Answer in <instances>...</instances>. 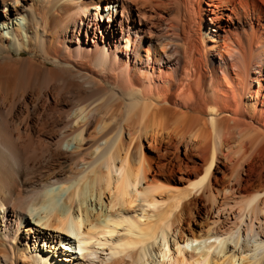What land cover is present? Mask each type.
<instances>
[{"label": "bare ground", "instance_id": "obj_1", "mask_svg": "<svg viewBox=\"0 0 264 264\" xmlns=\"http://www.w3.org/2000/svg\"><path fill=\"white\" fill-rule=\"evenodd\" d=\"M261 195L264 0H0V264H241L184 222Z\"/></svg>", "mask_w": 264, "mask_h": 264}, {"label": "rangeland", "instance_id": "obj_2", "mask_svg": "<svg viewBox=\"0 0 264 264\" xmlns=\"http://www.w3.org/2000/svg\"><path fill=\"white\" fill-rule=\"evenodd\" d=\"M15 56H18V54H15ZM50 63H53L52 60L49 61ZM257 87V82L255 84ZM263 195V194H262ZM260 197H263V196ZM238 197V195H236ZM232 199V200H231ZM236 198H228L225 201H229L230 204H233ZM264 199V197H263ZM204 201H200V204L197 205V208H201V204ZM229 204V206H231ZM229 206L227 205L226 210L223 211V213L220 211L218 212V209L213 207V211L210 213L205 212L202 208H198L194 210V214L192 213L191 216H188L185 219L184 222V228L186 229V232H189V230H195L197 232H205L209 228L212 230L223 232L221 235L227 236L230 233H232V237L235 238V242L232 241L229 250L227 251V255L236 254L237 261L241 260V258L238 259L239 255L249 256L248 259L243 261L241 264H249L250 260L253 259V261H256L258 257L260 258L262 256L260 264H264V254L257 252L254 254L252 252V249H244L247 243L254 241L262 242L264 243V210L259 212L260 220H258L254 215H251L247 209L245 210L242 219L239 221V223L235 224L234 222L237 221L239 217V209L238 206L232 208V210H229ZM264 206V204H262ZM231 209V208H230ZM242 211H240L241 213ZM173 230H171L172 232ZM225 232V233H224ZM175 235V234H174ZM173 239V236H172ZM153 246V247H152ZM150 251H148V254L146 255L147 261L145 264H155L159 263V259H162V256L158 257L157 247L158 244L150 245ZM101 254V253H100ZM254 254V255H253ZM259 256H258V255ZM252 255V256H251ZM221 259H223L225 256L222 255ZM257 256L256 258H254ZM94 257V260L92 259ZM88 256V259H86L87 264H93V263H99L97 260V257L95 256ZM149 257V258H148ZM153 257V258H152ZM249 261V262H248ZM247 262V263H246Z\"/></svg>", "mask_w": 264, "mask_h": 264}]
</instances>
